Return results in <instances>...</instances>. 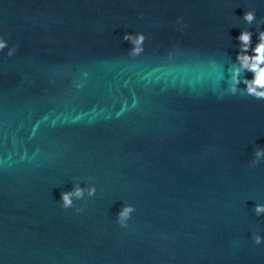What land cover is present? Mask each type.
<instances>
[{
  "label": "water",
  "instance_id": "water-1",
  "mask_svg": "<svg viewBox=\"0 0 264 264\" xmlns=\"http://www.w3.org/2000/svg\"><path fill=\"white\" fill-rule=\"evenodd\" d=\"M247 7L264 15L262 0H0L17 46L0 58V264H264V163L248 166L264 102L221 95L205 66L230 67L242 28L255 43ZM75 180L96 194L62 209Z\"/></svg>",
  "mask_w": 264,
  "mask_h": 264
},
{
  "label": "clouds",
  "instance_id": "clouds-1",
  "mask_svg": "<svg viewBox=\"0 0 264 264\" xmlns=\"http://www.w3.org/2000/svg\"><path fill=\"white\" fill-rule=\"evenodd\" d=\"M264 2V0H262ZM239 19L244 25H257L255 30V43L252 42L253 31L242 28L235 37L237 52L232 58V63L227 70H224L213 57H208L205 61L207 70L215 75L214 80L209 82L215 89H218L221 95L228 96H246L256 101L264 102V30L259 25L264 24V15L257 17V10L253 7H247ZM146 37L142 32H123L121 40L126 41L129 45L127 54L129 56H138L144 51L143 44ZM17 51L16 45H9V42L3 35H0V58L12 57ZM226 71L227 75H224ZM248 74H251L248 76ZM223 81V87L218 85ZM243 85L241 88L240 86ZM264 163V146H257L251 154L248 162L250 168ZM94 184L80 186L79 180L72 183L69 191L60 192L59 206L62 209L74 207V201L83 200L85 197L91 198L96 194ZM80 211L79 208L75 209ZM136 211L135 207L127 202L122 201V206L116 213L115 222L120 228H126L127 221L131 219L132 214ZM253 215L260 220H264V203H256L252 209ZM251 242L254 245L264 243V237L257 232L251 233Z\"/></svg>",
  "mask_w": 264,
  "mask_h": 264
}]
</instances>
